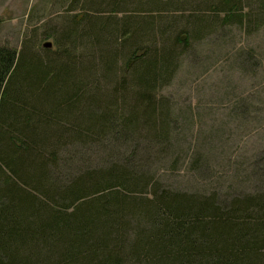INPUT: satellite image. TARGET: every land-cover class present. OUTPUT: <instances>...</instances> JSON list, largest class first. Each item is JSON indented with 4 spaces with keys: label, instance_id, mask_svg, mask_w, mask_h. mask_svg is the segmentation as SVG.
I'll return each mask as SVG.
<instances>
[{
    "label": "rangeland",
    "instance_id": "rangeland-1",
    "mask_svg": "<svg viewBox=\"0 0 264 264\" xmlns=\"http://www.w3.org/2000/svg\"><path fill=\"white\" fill-rule=\"evenodd\" d=\"M232 3L239 6L227 22L225 0H0V45L45 55L43 44L51 41V51L59 46L79 60L69 71L70 88L91 82L96 107L98 99L104 96V103L113 94L107 102L113 99L114 130L58 150L54 183L61 181L62 188L89 171L124 168L132 181L145 178V187L117 190L142 206L157 187L160 193L213 197L225 209L250 200L256 214L264 202V0ZM93 20L102 35L87 42ZM142 48L147 55L133 60ZM149 51L169 53L173 64L152 93L156 113L141 115L133 93L139 86L125 69L129 61L152 58ZM60 72L68 73L63 67ZM87 104L82 123L99 129L92 116L96 109ZM139 115L138 129L121 127L124 119ZM125 219L131 241L151 231L148 218ZM125 257L121 264L152 262Z\"/></svg>",
    "mask_w": 264,
    "mask_h": 264
},
{
    "label": "trees",
    "instance_id": "trees-1",
    "mask_svg": "<svg viewBox=\"0 0 264 264\" xmlns=\"http://www.w3.org/2000/svg\"><path fill=\"white\" fill-rule=\"evenodd\" d=\"M232 1L225 0L227 22L236 17L238 3ZM96 23L92 21L87 42L100 41ZM147 53L148 48L137 50L133 60ZM153 53L147 61H129L125 69L133 71V84L139 86L133 93L141 115L156 113L152 93L173 64L169 53L149 51ZM44 54L0 45V264H121L123 256L132 255L135 262L152 259L150 264H264V202L257 201L259 209L252 214L250 200L225 209L213 197L160 193L155 187L157 194L142 206L140 199L117 190L127 193L133 185L130 193H135L145 187V178L132 181L124 168L89 171L62 188L61 181L54 183L58 150L111 133L115 116L109 106L113 99L107 102L112 92L106 102L104 96L98 99L96 107L89 97L91 82L69 87L76 57L65 56L59 46ZM88 101L96 109L92 116L99 129L82 123ZM139 117L124 119L121 127L138 129ZM127 216L148 218L151 231L131 241Z\"/></svg>",
    "mask_w": 264,
    "mask_h": 264
},
{
    "label": "water",
    "instance_id": "water-1",
    "mask_svg": "<svg viewBox=\"0 0 264 264\" xmlns=\"http://www.w3.org/2000/svg\"><path fill=\"white\" fill-rule=\"evenodd\" d=\"M43 46L45 47V48H48V49H54V47H53V42H51V41H46V42H44V44H43ZM56 50V49H55Z\"/></svg>",
    "mask_w": 264,
    "mask_h": 264
}]
</instances>
